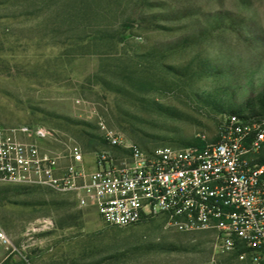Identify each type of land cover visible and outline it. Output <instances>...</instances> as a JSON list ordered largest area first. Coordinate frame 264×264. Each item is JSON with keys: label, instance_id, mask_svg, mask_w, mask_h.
Returning a JSON list of instances; mask_svg holds the SVG:
<instances>
[{"label": "rangeland", "instance_id": "374dc122", "mask_svg": "<svg viewBox=\"0 0 264 264\" xmlns=\"http://www.w3.org/2000/svg\"><path fill=\"white\" fill-rule=\"evenodd\" d=\"M263 89L264 0H0V124L83 146L103 121L146 148L201 145L220 105ZM0 230L28 260L1 249L2 264L234 263L212 232L108 225L42 187L0 184Z\"/></svg>", "mask_w": 264, "mask_h": 264}, {"label": "built area", "instance_id": "2783aa9c", "mask_svg": "<svg viewBox=\"0 0 264 264\" xmlns=\"http://www.w3.org/2000/svg\"><path fill=\"white\" fill-rule=\"evenodd\" d=\"M99 126L104 147L87 151L44 125L0 124V184L70 195L108 225L160 217L168 229L212 232L218 255L264 264V119L227 114L214 141L149 150L103 121ZM26 247L0 230L5 258L17 252L28 262Z\"/></svg>", "mask_w": 264, "mask_h": 264}, {"label": "trees", "instance_id": "16d2710c", "mask_svg": "<svg viewBox=\"0 0 264 264\" xmlns=\"http://www.w3.org/2000/svg\"><path fill=\"white\" fill-rule=\"evenodd\" d=\"M219 108L222 112H229L230 114L234 113L245 119H264L262 118L264 117V89L259 93V96L256 99H249L246 101L245 104L240 105L239 107L231 106L229 108V107H225L224 105H220ZM246 110L249 111L250 113L249 115L243 114V112ZM93 136L94 138H89L88 142L85 145H83L84 149L87 151H95V150H99L100 148L104 147V143L101 139V136L100 137H96L95 135ZM95 138H99V142H96L94 140ZM193 144H196V143H193ZM164 145H167V144H164ZM157 146H160V145H157ZM142 148L149 150L154 147H149V148L142 147ZM260 160L264 161V153L261 155Z\"/></svg>", "mask_w": 264, "mask_h": 264}]
</instances>
